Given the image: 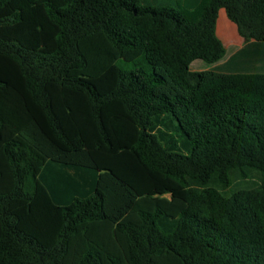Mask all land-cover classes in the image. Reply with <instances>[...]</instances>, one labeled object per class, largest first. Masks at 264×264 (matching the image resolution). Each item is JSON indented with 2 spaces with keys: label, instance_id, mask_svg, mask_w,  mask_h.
Segmentation results:
<instances>
[{
  "label": "trees",
  "instance_id": "obj_1",
  "mask_svg": "<svg viewBox=\"0 0 264 264\" xmlns=\"http://www.w3.org/2000/svg\"><path fill=\"white\" fill-rule=\"evenodd\" d=\"M220 8L0 0V264H264V71L218 62Z\"/></svg>",
  "mask_w": 264,
  "mask_h": 264
},
{
  "label": "crops",
  "instance_id": "obj_2",
  "mask_svg": "<svg viewBox=\"0 0 264 264\" xmlns=\"http://www.w3.org/2000/svg\"><path fill=\"white\" fill-rule=\"evenodd\" d=\"M218 17L216 31L226 52L223 58L212 63L211 67L222 64L229 65L230 69L242 67L253 71H264V42H247L239 34L236 24L229 19L224 8H220Z\"/></svg>",
  "mask_w": 264,
  "mask_h": 264
},
{
  "label": "rangeland",
  "instance_id": "obj_3",
  "mask_svg": "<svg viewBox=\"0 0 264 264\" xmlns=\"http://www.w3.org/2000/svg\"><path fill=\"white\" fill-rule=\"evenodd\" d=\"M220 17V14H219ZM219 17H218V23H219ZM212 64L205 62L204 60L197 59L194 60L191 63V69L192 70H203V69H208L211 67Z\"/></svg>",
  "mask_w": 264,
  "mask_h": 264
}]
</instances>
